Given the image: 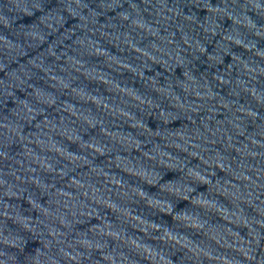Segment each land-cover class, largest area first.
I'll return each instance as SVG.
<instances>
[{"label": "water", "instance_id": "95a60500", "mask_svg": "<svg viewBox=\"0 0 264 264\" xmlns=\"http://www.w3.org/2000/svg\"><path fill=\"white\" fill-rule=\"evenodd\" d=\"M248 10L0 0V264H264Z\"/></svg>", "mask_w": 264, "mask_h": 264}, {"label": "clouds", "instance_id": "9594fccd", "mask_svg": "<svg viewBox=\"0 0 264 264\" xmlns=\"http://www.w3.org/2000/svg\"><path fill=\"white\" fill-rule=\"evenodd\" d=\"M13 5H15L14 3H13ZM248 11H247V16H249V12H251V13H253L254 15H257L258 13H264V9H261L260 7H259V5H257V4H252V3H250V0H248ZM253 26H255V24H253ZM173 181H176V180H172V181H168L167 183H172ZM143 191H145L144 189H142ZM194 191L196 192V193H200V192H197V190H196V188L194 189ZM146 193H148L147 191H145ZM149 194V193H148ZM151 196H155V195H151ZM169 203H171V201H169ZM173 213H180L181 211H179V212H177V211H175V208H176V204H173ZM185 210V209H184ZM184 210H182V211H184ZM173 213H169V214H165L166 216H170L171 217V219L173 220ZM154 223V222H153ZM165 226H167V225H165ZM167 227H169V226H167ZM169 228H171V227H169ZM5 243H6V241H5Z\"/></svg>", "mask_w": 264, "mask_h": 264}]
</instances>
